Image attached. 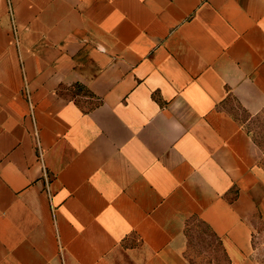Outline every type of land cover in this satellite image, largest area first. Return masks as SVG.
<instances>
[{"label":"crops","instance_id":"0c3cea01","mask_svg":"<svg viewBox=\"0 0 264 264\" xmlns=\"http://www.w3.org/2000/svg\"><path fill=\"white\" fill-rule=\"evenodd\" d=\"M230 97L264 112V0H0V264H194L195 219L264 264Z\"/></svg>","mask_w":264,"mask_h":264},{"label":"rangeland","instance_id":"374dc122","mask_svg":"<svg viewBox=\"0 0 264 264\" xmlns=\"http://www.w3.org/2000/svg\"><path fill=\"white\" fill-rule=\"evenodd\" d=\"M227 108L245 122L261 151L260 162L264 167V112L250 117L233 97L229 98ZM187 235L189 238L187 254L194 264H230L219 239L205 223L192 220L187 227Z\"/></svg>","mask_w":264,"mask_h":264},{"label":"built area","instance_id":"2783aa9c","mask_svg":"<svg viewBox=\"0 0 264 264\" xmlns=\"http://www.w3.org/2000/svg\"><path fill=\"white\" fill-rule=\"evenodd\" d=\"M28 95H29V93H28ZM30 109H31V114L33 115V113H34V106H33V103H32V101L30 100ZM35 137H36V139H37V146H38V149H39V147H40V141H39V134H38V130L37 129H35ZM39 154H38V156H39V162L41 163V165H42V167H43V171H44V173H45V178H47V169H46V166H45V162H44V156H43V153L40 151V149H39ZM47 181L49 182V179L47 178Z\"/></svg>","mask_w":264,"mask_h":264},{"label":"trees","instance_id":"16d2710c","mask_svg":"<svg viewBox=\"0 0 264 264\" xmlns=\"http://www.w3.org/2000/svg\"><path fill=\"white\" fill-rule=\"evenodd\" d=\"M77 88H79L80 90L83 88L82 85H77ZM214 234V233H213ZM215 235V234H214ZM216 236V235H215ZM217 237V236H216ZM218 238V237H217ZM219 239V238H218ZM220 243H221V240L219 239ZM222 244V243H221Z\"/></svg>","mask_w":264,"mask_h":264},{"label":"bare ground","instance_id":"6f19581e","mask_svg":"<svg viewBox=\"0 0 264 264\" xmlns=\"http://www.w3.org/2000/svg\"><path fill=\"white\" fill-rule=\"evenodd\" d=\"M48 168V167H47Z\"/></svg>","mask_w":264,"mask_h":264}]
</instances>
